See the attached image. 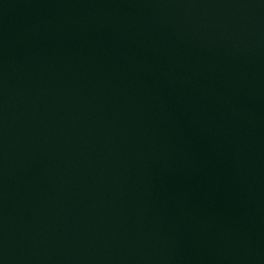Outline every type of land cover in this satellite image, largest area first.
Instances as JSON below:
<instances>
[{"label": "water", "instance_id": "obj_1", "mask_svg": "<svg viewBox=\"0 0 264 264\" xmlns=\"http://www.w3.org/2000/svg\"><path fill=\"white\" fill-rule=\"evenodd\" d=\"M0 264H264V0H0Z\"/></svg>", "mask_w": 264, "mask_h": 264}]
</instances>
